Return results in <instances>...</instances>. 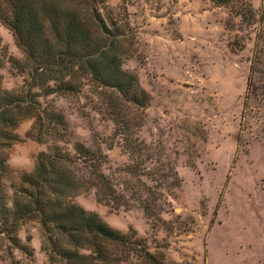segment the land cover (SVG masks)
<instances>
[{
    "label": "rangeland",
    "instance_id": "374dc122",
    "mask_svg": "<svg viewBox=\"0 0 264 264\" xmlns=\"http://www.w3.org/2000/svg\"><path fill=\"white\" fill-rule=\"evenodd\" d=\"M107 4L125 10L135 31L122 68L135 74L150 96L138 137L160 152L174 184L162 190L158 204L127 210L98 203L93 189L73 200L122 233L133 228L158 264H264V63L253 73L246 96L258 25L241 22L229 7L210 0ZM252 7L255 18L263 11L264 19V0H252ZM0 38L1 86L18 90L27 76L14 61L22 53L1 23ZM87 96L85 87L45 98L64 118L65 142L58 143L71 149L75 143L98 142L108 157L104 172L114 173L130 159L117 145L108 149L112 122L92 109ZM16 132L18 141L4 150L0 193L8 205L14 187L50 142L35 139L31 119L21 121ZM152 164L157 165L147 166ZM13 237L0 233V264H62L42 250L36 217L18 225Z\"/></svg>",
    "mask_w": 264,
    "mask_h": 264
},
{
    "label": "trees",
    "instance_id": "16d2710c",
    "mask_svg": "<svg viewBox=\"0 0 264 264\" xmlns=\"http://www.w3.org/2000/svg\"><path fill=\"white\" fill-rule=\"evenodd\" d=\"M210 1L229 7L243 23L258 25L247 96L253 73L264 63L263 11L256 19L252 0ZM0 23L22 53L14 60L16 68L27 74L18 90L1 86L5 58L0 38V189L7 169L4 150L18 141L16 127L21 121L32 120L38 142L50 141L37 153L32 171L14 187L10 205L0 193V233L14 240L17 226L36 217L43 232L41 247L50 260L135 264L130 260L133 256L141 263L158 264L146 244L135 238L133 228L122 233L73 200L93 189L98 203L127 210L136 204H158L162 190L174 184L160 152L138 137L141 111L150 96L137 76L122 68L135 39L126 11L115 10L107 0H0ZM85 87L92 109L112 122L108 149L117 145L130 159L114 173L104 172L108 157L98 142L92 147L75 143L71 149L58 143L65 142L64 118L45 98L76 94ZM154 161L157 165L147 166ZM116 172L121 176L116 177ZM10 264L20 263L11 260Z\"/></svg>",
    "mask_w": 264,
    "mask_h": 264
}]
</instances>
